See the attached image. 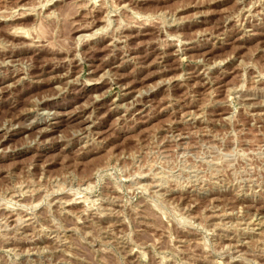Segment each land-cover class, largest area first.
Wrapping results in <instances>:
<instances>
[{
  "label": "rangeland",
  "instance_id": "374dc122",
  "mask_svg": "<svg viewBox=\"0 0 264 264\" xmlns=\"http://www.w3.org/2000/svg\"><path fill=\"white\" fill-rule=\"evenodd\" d=\"M0 264H264V0H0Z\"/></svg>",
  "mask_w": 264,
  "mask_h": 264
},
{
  "label": "bare ground",
  "instance_id": "6f19581e",
  "mask_svg": "<svg viewBox=\"0 0 264 264\" xmlns=\"http://www.w3.org/2000/svg\"><path fill=\"white\" fill-rule=\"evenodd\" d=\"M120 1H122V2H124L125 0H120ZM82 31V30H81ZM79 32V31H78Z\"/></svg>",
  "mask_w": 264,
  "mask_h": 264
}]
</instances>
